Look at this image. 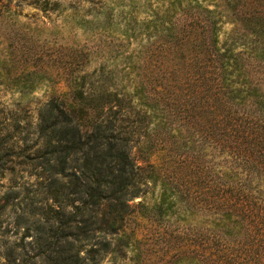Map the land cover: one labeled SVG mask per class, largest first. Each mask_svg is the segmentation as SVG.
Returning a JSON list of instances; mask_svg holds the SVG:
<instances>
[{
  "label": "trees",
  "instance_id": "obj_1",
  "mask_svg": "<svg viewBox=\"0 0 264 264\" xmlns=\"http://www.w3.org/2000/svg\"><path fill=\"white\" fill-rule=\"evenodd\" d=\"M168 5L183 18L162 28L175 45L167 50L179 52L159 62L164 82L104 66L74 71L40 106L35 146L17 116L0 129V181L16 180L6 164L20 149L47 197L29 210L41 257L32 264H90L110 250L97 237L112 234L141 264L137 219L172 241L167 264H264V0ZM220 5L233 24L224 40ZM40 78L31 70L6 83L33 90ZM149 185L159 194L148 201ZM12 188L0 194V216Z\"/></svg>",
  "mask_w": 264,
  "mask_h": 264
},
{
  "label": "rangeland",
  "instance_id": "obj_2",
  "mask_svg": "<svg viewBox=\"0 0 264 264\" xmlns=\"http://www.w3.org/2000/svg\"><path fill=\"white\" fill-rule=\"evenodd\" d=\"M169 2L0 0V129L4 131V122H11L13 116H17L21 126L25 125L22 135L29 133L27 145L32 146L40 106L53 94L66 90L65 77L74 71L89 73L104 66L119 74L163 76L164 82L165 75H169L164 69L168 68L163 69L159 62L173 60L179 52L167 50L175 45L171 37L164 36L162 28L170 25L174 30L183 18L180 12L169 10ZM219 10L223 21L220 40H224L233 28L232 16L225 12L223 5ZM168 12L170 19L163 25L161 18ZM190 46L188 41L184 49L188 57L192 55ZM81 56L85 61L83 65L79 63ZM128 57L134 65H129ZM142 59L147 60L146 67ZM72 60L75 63L70 65ZM31 70L41 77L35 89L14 88L6 83L7 74H24ZM9 128L14 129L13 126ZM32 150L26 153L32 156ZM16 152L22 151L17 149ZM17 153L6 164L14 167L16 180L10 183L15 194L11 195L0 216V264H32L34 260H41L36 255L39 251L37 233L33 229L27 232V229L33 226L29 210L35 204L42 205L47 197L45 189L35 179L36 169L27 163L30 159ZM1 184L4 186L0 187V194H4L10 184L7 179L1 180ZM158 194L159 187L149 185L146 200ZM140 199L135 197L132 202ZM133 225L138 230L137 237L141 238V264H167L175 259V246L158 233L159 227L146 219H137L136 224L131 223ZM103 237L97 238L109 240L110 250L103 251L96 260L89 261L90 264H133L134 253L130 248H124L113 234Z\"/></svg>",
  "mask_w": 264,
  "mask_h": 264
}]
</instances>
